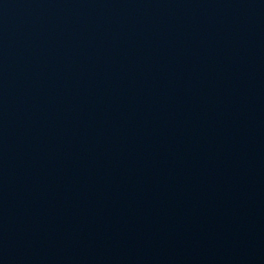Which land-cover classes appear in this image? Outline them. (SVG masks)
Wrapping results in <instances>:
<instances>
[{"label": "water", "instance_id": "obj_1", "mask_svg": "<svg viewBox=\"0 0 264 264\" xmlns=\"http://www.w3.org/2000/svg\"><path fill=\"white\" fill-rule=\"evenodd\" d=\"M0 264H264V0H0Z\"/></svg>", "mask_w": 264, "mask_h": 264}]
</instances>
